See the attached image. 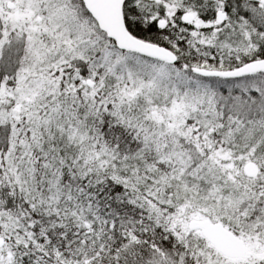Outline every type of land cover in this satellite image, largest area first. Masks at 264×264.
Masks as SVG:
<instances>
[{"label":"snow or ice","instance_id":"obj_1","mask_svg":"<svg viewBox=\"0 0 264 264\" xmlns=\"http://www.w3.org/2000/svg\"><path fill=\"white\" fill-rule=\"evenodd\" d=\"M0 264H264V0H0Z\"/></svg>","mask_w":264,"mask_h":264}]
</instances>
